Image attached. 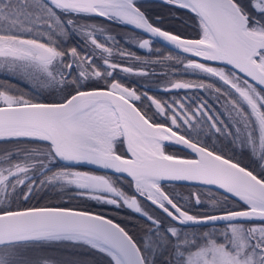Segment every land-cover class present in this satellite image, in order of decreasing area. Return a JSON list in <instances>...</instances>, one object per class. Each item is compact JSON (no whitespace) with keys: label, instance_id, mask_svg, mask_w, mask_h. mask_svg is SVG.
<instances>
[{"label":"snow or ice","instance_id":"obj_1","mask_svg":"<svg viewBox=\"0 0 264 264\" xmlns=\"http://www.w3.org/2000/svg\"><path fill=\"white\" fill-rule=\"evenodd\" d=\"M163 2L194 14L198 38L186 39L154 26L138 6L141 0H0V75L61 93L55 102H34L26 98L29 93L0 81V141L12 145L0 147V264H89L37 255L45 243L60 242L97 251L109 264H158L157 256L163 257L160 264H264V0ZM85 15L132 25L190 56L184 57L186 63L171 54L145 59L121 48L111 35L99 40L97 34L106 30L78 24ZM74 34L84 38L89 51L63 47ZM132 39L139 49L152 51L151 39ZM108 41L114 47L107 46ZM116 56L142 61L143 66H125L114 60ZM172 60L226 87L204 80H174L166 90H204L215 94L217 101L223 97L227 120L207 101L194 108L195 100L186 105L183 99H173L169 104L138 94L116 78L117 71L152 75L144 67ZM97 80L103 81L102 87L83 83ZM142 96L156 113L150 116L136 106ZM157 114L170 124L154 122ZM201 122L250 149L261 162V172L254 174L209 150L188 131L181 134L182 125L195 131ZM165 142L183 146L195 158L166 153ZM118 143L126 145L125 154H118ZM60 161L127 174L136 195L116 186L122 176L113 179L57 167ZM165 180L218 186L225 201L230 194L243 207L221 208L211 200L217 214H190V208L164 191ZM67 186H74L77 196L126 205L142 213L150 226L138 242L103 215L19 206L44 189ZM137 195L164 218L143 211ZM193 195L195 205H200V195ZM218 221L224 226L210 231L190 233L184 227Z\"/></svg>","mask_w":264,"mask_h":264},{"label":"trees","instance_id":"obj_2","mask_svg":"<svg viewBox=\"0 0 264 264\" xmlns=\"http://www.w3.org/2000/svg\"><path fill=\"white\" fill-rule=\"evenodd\" d=\"M141 7V10L145 12V15L148 17L149 21L152 22L154 25L168 30L170 32L183 35V36H191V37H198V29L196 27V21L193 18L194 14H191L188 10L183 9H175L167 4H165L161 0H141V3L138 5ZM78 24H87V25H95L97 28H104L106 31L103 34L98 33L97 38L101 41L105 40V36L111 35L115 37L117 41H119V46L127 51L134 52L137 55L149 59L155 60L158 56H167L171 54L173 57H178L180 60H184L185 56H190L188 54L180 53L178 50L170 48L155 39H152L142 32L122 23L116 21H110L107 18L98 17V16H82L77 20ZM129 35L135 36H142L146 39H151L153 41L151 45L152 51L148 49H139L138 44L133 42L132 40L129 41ZM73 46H78V50L89 51L90 45H86L84 42V38L78 35H72L67 42L63 44L65 48H71ZM107 46L114 47L111 41L107 42ZM159 49V52L155 50ZM116 62H120L127 66H134L136 68L142 67V61H136L134 59L128 60H121L118 56L114 57ZM98 64L100 63L97 59L96 61ZM204 62V61H203ZM212 63L216 66H224L219 63L208 62ZM173 69H175V73L173 74ZM145 71L149 73H155L148 76H141L136 74H127L123 72L117 71L116 78L120 80L125 86L130 88H135L138 94L147 93L148 96L154 97L161 101H167L171 104L173 99L181 100L183 99L185 104H190L192 100H195V103L191 106L194 108L201 99L202 91L197 90H166L168 88L167 84L170 82L172 78L174 79H181V80H204L205 82H213L216 86L226 87L223 86L222 83L215 78L207 77L206 74L193 72L192 70H186L183 67V64L177 63L176 60L172 61H165L163 65L156 64V65H149L144 67ZM167 73V75H164ZM73 76H76L73 73ZM71 79V77H69ZM0 81L6 82L8 84L14 85L21 89L23 92L29 93L26 98L35 100H56L61 93L59 92H51L50 90L39 91L36 88L19 81L15 78H10L5 75H0ZM83 83L91 84L95 86V84H99L101 87L103 83L99 80L93 81H84ZM19 94V93H16ZM223 101L224 106V99L221 97L220 99ZM136 106L141 108L142 111H147L149 115H153L156 113V109L154 105L150 104L146 98L142 96L141 101L136 102ZM213 110L216 113H224L218 107H213ZM222 119L227 120V114L221 116ZM154 121L165 122L168 123L169 120L166 119L164 115L157 114L154 116ZM181 132L185 134L188 129L186 126H181ZM190 132V131H188ZM193 139H198L203 145L207 146L211 150H215L218 153L225 155L228 158L233 159L236 162H239L241 165L247 167L251 171H254V174H258L261 172V168L259 164L261 163L258 160V157H254L247 148H241L238 144H234L232 142V137H225L219 134H215L214 131L210 130L206 122H201L198 127H195V131L190 132ZM120 150L123 149L122 143H118ZM11 144L5 143L4 141H0V147H11ZM170 146V149H169ZM164 147L166 152L172 153L173 148H177L174 145H169ZM172 147V148H171ZM182 151L180 148H178ZM117 148V152L120 151ZM70 167L72 169H83L89 171H96L101 172L104 175L111 176L113 179L117 177H123L121 180L117 182V187L121 188L127 194L133 193V188L131 185V180L121 174L103 171L94 169L85 165L81 164H67L63 162H59L57 167ZM163 184H172L177 186H184L191 187L195 190L191 191V204H188L185 201H182L181 198L175 197V195L168 191L167 187H163L164 191L168 193L170 196H173L176 199L177 203L184 204L186 208L191 209V214L193 215H200L206 213H213L215 210L213 209L212 205L207 206L203 204L195 205V201L193 199V193L199 195H205L204 190H207L208 194L205 196L211 200H216L219 207L224 208H240L243 207L242 202H240L237 198L228 195L227 201H225L224 196L226 195L224 192L217 190L215 188L200 185V184H191V183H180V182H172V181H163ZM76 189L74 186H67L63 190L57 189H44L38 192L32 199L23 202L20 207L24 206H32V205H62V206H72L82 209L91 210L94 212H98L104 214L116 222H118L125 230L133 236L135 240L138 242L142 239V237L146 233V228L150 226L149 222L135 214V212L129 210L124 205L121 206L111 205L104 203L99 200H93L88 198L87 196H77L75 194ZM143 200V199H142ZM17 205H13L15 208ZM149 209V208H148ZM152 213L153 216L157 218H164L162 213H157L152 209L148 210ZM208 225L213 224H205V225H186L185 228L189 229L190 227L201 228ZM216 226L224 225L222 223H215ZM142 233L144 235L142 236ZM37 255H46L56 257L60 260H70V259H77V260H85L88 261L89 264H109V259L97 252L90 250L86 247L75 245L70 242H60V243H45L43 246L40 247ZM163 259L161 256H157V262L160 264V261Z\"/></svg>","mask_w":264,"mask_h":264},{"label":"rangeland","instance_id":"obj_3","mask_svg":"<svg viewBox=\"0 0 264 264\" xmlns=\"http://www.w3.org/2000/svg\"><path fill=\"white\" fill-rule=\"evenodd\" d=\"M129 36H133V37H136V38H139V39H146L145 37H142V36H135V35H129ZM133 42L137 43L135 39H132ZM138 44V43H137ZM203 62V61H201ZM184 63H186V60H184ZM124 65V64H123ZM214 65V64H213ZM127 66V65H125ZM216 66V65H214ZM136 68V67H135ZM174 80H181V79H174L172 78L170 81H174ZM169 84V83H168ZM167 84V86H168ZM34 88H36L37 90L39 91H44L45 89H41L39 88V86H35V85H30ZM202 91V95L204 94L203 97H201V99H199V101L197 102V104H199L202 100L203 101H207V103L211 106V108L213 109V107H218L221 111H223L225 114V110H224V106H223V101L219 100L217 101L216 99V95L213 94V93H210V92H206L204 90H200ZM74 170H79V171H83V169H74ZM173 182V181H172ZM163 187H167L168 191L173 193L175 195V197L177 198H181L182 201H185L187 202L188 204H191V191L192 190H195L193 188H189V187H184V186H177V185H172V184H163L162 185ZM205 192V195L210 193L208 192L207 190H204ZM204 194L200 195V199L201 201L203 202V204L207 205V206H210L211 204L209 203V201H211V199H209L208 197H206ZM224 225H208V226H205V227H201V228H196V227H190L189 229L185 228L186 231L188 232H203V231H210L212 230L213 227H217V228H222Z\"/></svg>","mask_w":264,"mask_h":264},{"label":"water","instance_id":"obj_4","mask_svg":"<svg viewBox=\"0 0 264 264\" xmlns=\"http://www.w3.org/2000/svg\"><path fill=\"white\" fill-rule=\"evenodd\" d=\"M161 1H163V0H161ZM125 24V23H124ZM126 25H128V24H126ZM128 26H130V27H132V28H134V26H132V25H128ZM154 26H156V25H154ZM158 27V26H157ZM135 29V28H134ZM162 29V28H161ZM136 30H138V31H140V32H142L143 34H145L146 36H148V37H150V38H152V39H155L156 41H158V42H160V43H162V44H164V45H166V46H168V47H170V48H173V49H175L174 48V46H172V45H170V44H168L167 42H164L163 40H162V38H157V37H151L150 36V34H147V33H145V32H143L142 30H139V29H136ZM162 30H164V31H168V30H165V29H162ZM170 32V31H169ZM173 33V32H172ZM173 34H176V33H173ZM179 35V34H178ZM183 38H186V39H194V38H198V37H191V36H183V35H181ZM175 50H177V49H175ZM179 51V50H178ZM188 55H190V54H188ZM214 63H219V62H214ZM220 64V63H219ZM230 67V66H229ZM56 100H50V101H46V100H35L34 102H45V103H51V102H55ZM165 143H168V144H173V145H175L174 144V142H165ZM176 146H178V145H176ZM202 146H204V145H202ZM123 147H124V149H125V153H126V145L125 144H123ZM178 147H180V148H182V149H184V150H186V151H188L189 153H190V150H188V149H186V148H184L183 146H178ZM209 150H211V149H209ZM166 152V151H165ZM166 153H168V152H166ZM119 154V153H118ZM168 154H171V153H168ZM191 154V153H190ZM218 154H220V153H218ZM222 155V154H221ZM180 157H182V158H186V159H192V158H195L192 154L191 155H187V156H182V155H179ZM225 158L227 159L228 157H226L225 156ZM234 161V160H233ZM61 162H63V161H61ZM234 162H236V161H234ZM63 163H67V162H63ZM67 164H71V163H67ZM81 165H85V166H88V167H91V168H94V169H98V170H103V171H109V172H113V173H115L114 172V170H106V169H103V168H100L99 166H96V165H92V164H81ZM241 166H243V165H241ZM243 167H245V166H243ZM250 170V169H249ZM117 174H120V173H117ZM96 175H100V174H96ZM121 175H124V176H126V177H128L127 176V174H121ZM129 178V177H128ZM130 179V178H129ZM165 181H168V180H165ZM173 182H180V183H191V184H200V185H204V184H202V183H200V182H196V181H173ZM132 184V183H131ZM133 186V185H132ZM206 186H209V187H212V188H215V189H217V190H220V191H222V192H224V190L223 189H219L218 188V186H215V185H206ZM133 188H134V186H133ZM134 192H135V190H134ZM225 193V192H224ZM194 194V193H193ZM230 195V194H229ZM193 199H194V201H195V196L193 195ZM238 199V198H237ZM124 206H126V205H124ZM24 207H62V208H70V209H72V210H75V211H88V212H92L93 214H98V215H103V216H105L107 219H111V220H113L112 218H110V217H108V216H106V215H104V214H101V213H98V212H94V211H91V210H87V209H82V208H77V207H72V206H62V205H32V206H24ZM127 207V206H126ZM128 208V207H127ZM241 208V207H240ZM130 209V208H129ZM234 209H238V208H234ZM130 210H132V211H134L133 209H130ZM135 212V211H134ZM137 213V212H136ZM139 215H141L143 218H145L143 215H142V213H138ZM191 214V213H190ZM206 214H217L216 212H213V213H206ZM146 219V218H145ZM113 222L114 223H117V224H119L118 222H116L115 220H113ZM216 223H222V221H218V222H216ZM190 225H193V224H191V223H189ZM121 226V225H120ZM122 227V226H121Z\"/></svg>","mask_w":264,"mask_h":264},{"label":"flooded vegetation","instance_id":"obj_5","mask_svg":"<svg viewBox=\"0 0 264 264\" xmlns=\"http://www.w3.org/2000/svg\"><path fill=\"white\" fill-rule=\"evenodd\" d=\"M81 54H83V52L81 53ZM99 60V59H98ZM99 62L100 63H102V61H100L99 60ZM73 73H75L76 75L78 74V70L76 71V72H73ZM102 83H103V81H101ZM151 116V115H150ZM154 122H156V121H154ZM157 123H165V122H159V121H157ZM166 125H168V124H170V121H168V123H165ZM174 130H176L175 128H174ZM188 131H192V130H189L188 129ZM180 132H181V129H180ZM181 134H184L183 132H181ZM123 145V144H122ZM169 145H173V144H168V143H165V145H164V147H167V146H169ZM203 145V144H202ZM119 146V144H117V146H116V148H118L119 150H120V148L118 147ZM174 146H176V145H174ZM205 146V145H204ZM177 148H173V152L171 153V154H176V155H182V156H187V155H191L188 151H186V150H184V149H182V148H180V147H178V146H176ZM172 148V147H171ZM178 148H180L182 151H180ZM169 149H170V146H169ZM120 153L119 154H125V149H124V147H123V149L122 150H120L119 151ZM169 153V152H168ZM221 154V153H220ZM223 155V154H222ZM225 156V155H224ZM83 171H86V172H90V173H93V174H100V175H104L103 173H101V172H96V171H89V170H83ZM132 185V184H131ZM162 185H163V181H162ZM161 185V186H162ZM132 188H133V186H132ZM163 188V187H162ZM129 195H136V193L134 192V188H133V193L132 194H129ZM137 199L139 200V202H140V204H141V207H142V209H143V211H147L149 214H151L152 215V213H150L148 210L149 209H152V210H154L155 212H157V213H162L160 210H158L157 209V207L156 206H154L153 204H151V202H149V201H147L145 198H143V197H140V196H138L137 195ZM143 199V200H142ZM126 207V206H125ZM127 208V207H126ZM149 208V209H148ZM129 209V208H128ZM130 210V209H129ZM132 211V210H131ZM134 212V211H133ZM135 214H137L138 216H141V215H139L138 213H136L135 212ZM163 214V213H162ZM142 217V216H141ZM155 217V216H154ZM143 218V217H142ZM147 220V219H146ZM144 235V233H142V236Z\"/></svg>","mask_w":264,"mask_h":264}]
</instances>
